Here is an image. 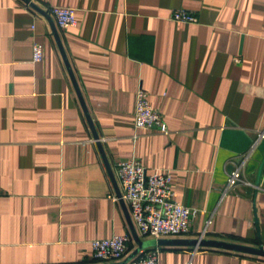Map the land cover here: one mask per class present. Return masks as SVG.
<instances>
[{
    "label": "crops",
    "instance_id": "crops-1",
    "mask_svg": "<svg viewBox=\"0 0 264 264\" xmlns=\"http://www.w3.org/2000/svg\"><path fill=\"white\" fill-rule=\"evenodd\" d=\"M27 1L0 0V264H99L92 241L115 235L136 251L107 167L117 180L134 157L171 171L176 200L198 210L191 236L166 239H196L212 219L206 239L264 247V141L247 184L224 195L232 162L264 129V0H29L74 8L68 30ZM175 10L199 22L174 21ZM140 88L169 134L136 128ZM161 247L160 264H264Z\"/></svg>",
    "mask_w": 264,
    "mask_h": 264
},
{
    "label": "built area",
    "instance_id": "built-area-1",
    "mask_svg": "<svg viewBox=\"0 0 264 264\" xmlns=\"http://www.w3.org/2000/svg\"><path fill=\"white\" fill-rule=\"evenodd\" d=\"M45 11L61 30H68L78 24L74 8L54 6ZM172 19L187 24L199 22L194 13L186 10H175ZM33 55L34 61L42 60L41 44L34 45ZM135 126L137 129L156 131L161 134L170 132L167 122L160 111L151 105L148 94L143 88H140L137 93ZM263 141L264 129L258 133L249 151L240 155L237 161L232 162L224 195L247 184L246 166ZM116 175L121 195L116 194L113 198L117 201L123 200L128 205L132 222L141 238L160 240L191 236L198 210L176 200L171 171L150 173L143 161L134 157L130 161L118 163ZM212 223L213 220L208 219L205 228L196 239H206ZM130 241L131 237L127 234L93 240L94 260L99 264L123 262L131 254ZM196 250H199L198 247ZM161 252V246L147 248L128 264H160Z\"/></svg>",
    "mask_w": 264,
    "mask_h": 264
},
{
    "label": "water",
    "instance_id": "water-1",
    "mask_svg": "<svg viewBox=\"0 0 264 264\" xmlns=\"http://www.w3.org/2000/svg\"><path fill=\"white\" fill-rule=\"evenodd\" d=\"M27 1V0H26ZM27 3L31 4L28 0ZM35 9H37L40 13H42L45 16L51 17L46 11H44L41 8L36 7L35 5H32ZM99 140V139H97ZM98 144L100 146V142L98 141ZM101 147V146H100ZM102 149V147H101ZM103 151V149H102ZM108 170L112 176L113 182L117 186V194L120 196V189L116 180V177L112 171L111 166L107 163ZM121 203L125 204L123 200H121ZM131 220V219H130ZM131 224L134 226L132 220ZM134 231V230H133ZM135 238L137 240V243L139 244V248L134 251L126 260H124L121 263H115V264H128L134 257H136L141 251L153 247V246H163V245H186V246H194V247H201V248H215V249H224L234 252H241V253H247L251 255H257V256H264V247L261 246L259 248L245 246V245H238L233 243H228L224 241L219 240H211V239H183V240H168V239H160V240H151L143 242L138 237V234L134 232Z\"/></svg>",
    "mask_w": 264,
    "mask_h": 264
}]
</instances>
